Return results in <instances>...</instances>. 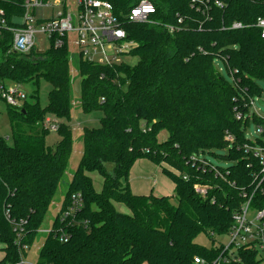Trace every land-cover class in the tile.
Returning a JSON list of instances; mask_svg holds the SVG:
<instances>
[{"label":"trees","instance_id":"obj_1","mask_svg":"<svg viewBox=\"0 0 264 264\" xmlns=\"http://www.w3.org/2000/svg\"><path fill=\"white\" fill-rule=\"evenodd\" d=\"M23 1H0L9 25L12 16L22 14ZM103 1L118 14L139 0ZM153 1L157 9L153 18L174 31L125 23L127 38L138 43L131 53L135 64L101 66L80 56L76 62L80 109L102 116L99 127L83 129L82 155L60 206L64 210L72 194L82 197L75 222L61 225L68 241L61 242L53 233L60 226L57 213L35 264H193L194 257L212 261L222 246L210 233L229 232L232 216L244 202L241 190L253 189L257 164L237 149L246 142L247 122L237 120L235 112H247L248 97L260 93L264 38L252 27H229L264 18V0H224L223 9L211 8L209 20L192 9L189 0ZM11 38L9 32L0 37V78L34 85L44 80L51 88L45 106L36 101L24 102L19 109L7 107L11 142L0 136V264L18 262L25 254L19 246L35 242L72 151L68 47L51 44L44 52L21 55L10 52ZM217 58L233 72V83L216 69ZM47 116L59 121L60 139L53 146L45 143ZM161 132L165 139L159 138ZM226 134L232 136L231 143ZM224 149L225 155L216 154ZM206 153L225 165L210 163L217 172L192 166L191 157ZM140 160L161 167L173 184L177 204L166 196L131 192L129 171ZM92 173L102 178L99 192ZM196 183L207 187L205 197L194 192ZM115 204L129 213L117 211ZM251 206L264 209V196L255 195ZM6 209L11 219L23 222L18 241L4 216ZM200 234L210 238L211 246L195 242ZM237 257L240 262L230 264L262 261L245 248Z\"/></svg>","mask_w":264,"mask_h":264},{"label":"built area","instance_id":"obj_2","mask_svg":"<svg viewBox=\"0 0 264 264\" xmlns=\"http://www.w3.org/2000/svg\"><path fill=\"white\" fill-rule=\"evenodd\" d=\"M1 1V0H0ZM190 7L196 12L209 20V11L211 8H224V0H189ZM22 14L12 16L11 25L8 24L5 10L0 7V37L4 32L11 34L10 52L16 54L28 55L35 50V36L45 35L54 47H61L64 44L68 47V34H75L73 43L79 49L80 57L88 62L97 63L101 66H114L123 63L119 61L121 56L130 55L138 47V43L127 38V33L124 29L125 23L146 24L150 26H160L166 28L170 33L174 28L169 25H161L154 19L153 16L157 13L155 2L153 0H139L130 10L125 13L116 14L113 6L103 0H76L75 13H71L65 6L64 0H24L22 3ZM48 8H56L50 13H47ZM41 10V17L36 16V11ZM21 19L20 23L17 20ZM181 19L178 20V23ZM244 27H252L258 30L261 38H264V18L258 17L252 24L242 25L239 22L231 24L229 29L236 30ZM202 28V22L198 23V29ZM225 29V28H224ZM201 51V50H200ZM223 59L215 60L217 63ZM227 68V66L225 65ZM228 69V68H227ZM218 70V69H217ZM220 72V69L218 70ZM229 75L233 74L228 69ZM0 98L6 102L9 107L19 109L18 100L24 99L18 89H13L10 82H6L0 78ZM252 104L251 98L248 97L243 110L235 112V118L243 124L251 119H257L256 132L260 134V138L252 141L245 136L246 142L237 149L243 150L244 154L255 161L257 164V172L253 174V189L241 190L244 202L240 209L232 216L233 225L229 232L223 236L226 237L224 242H217L222 246L220 255L212 260L206 261L202 258L194 257L193 264H230L240 262L237 257L239 249H248L254 251L257 256H264V209H257L251 206L252 199L255 195L264 196V119L255 115L251 116L248 112L249 106ZM44 127L51 131H56L58 122L54 119L46 117L44 119ZM246 124V125H247ZM246 128V126L244 127ZM226 140L232 142L233 138L226 134ZM192 166L204 167L209 166L214 169L204 158L203 154L190 158ZM217 172V170H215ZM194 192L202 197L206 196L207 187L201 184L193 185ZM83 201L80 194H72L68 204L64 210L59 208V228L54 230V235L58 236L61 242L68 241V235L65 233L61 225L71 226L75 222L78 212L82 209ZM249 212L253 217H249ZM250 213V214H251ZM4 216L8 223L13 227L16 233L17 241L20 240L21 224L23 222H15L10 218L9 209L4 210ZM50 231H47L49 233ZM212 238H215L213 233H210ZM215 240V239H214ZM19 245V243H18ZM26 245H20L19 249L24 252ZM18 262H7L2 264H22V258Z\"/></svg>","mask_w":264,"mask_h":264},{"label":"rangeland","instance_id":"obj_3","mask_svg":"<svg viewBox=\"0 0 264 264\" xmlns=\"http://www.w3.org/2000/svg\"><path fill=\"white\" fill-rule=\"evenodd\" d=\"M66 8L71 12L75 13V1L76 0H64ZM47 13L56 10V8H48ZM41 10L36 11V16L41 17ZM21 19L17 20V23H20ZM69 44H68V52H69V66H70V77L72 81L71 87V100L72 107L70 111V121L68 122L69 127L72 131V151L70 154V158L68 160L67 168L63 178L61 179L56 194L48 208L46 216L44 218L43 224L39 230V233L36 237L35 242L25 249L24 257L22 258V264H35L38 256L39 249L41 247L42 242L47 236V231H49L52 227V223L59 211V208L62 204V201L65 197L68 183L77 168L78 162L82 155V132L84 128H96L99 127V120L102 114L99 111H92L89 113H85L80 109L79 99H80V78L78 76L76 70V62L79 58V49L73 43L75 40V34L69 33ZM50 47V43L45 35L37 34L35 36V51L44 52ZM119 61L127 63V64H135L136 58L125 55L119 58ZM217 69H220V75L229 83H233L232 77L229 75L228 70L222 62L217 63ZM258 87L260 89V93L258 95H254L251 97L252 104L248 108V112L251 116L255 115L264 119V105H261L258 101L261 100L264 102V82L259 81ZM10 86L13 89H18L23 95H25L24 99L18 100L19 105H23L24 102L28 103H38L41 106H45L47 103V93L50 90L51 86L46 83L44 80H40L38 85H34L32 83H24L17 84L10 82ZM7 107H9L4 100L0 98V136L4 137L8 143L11 141V131L9 127L8 117H7ZM50 119H54L59 121L53 117L47 116ZM257 122L253 119L249 121L244 128V133L246 138L256 141L260 138V134L256 132ZM160 139L166 138V133L161 132L159 135ZM59 135L57 131L47 130V134L45 135V143L48 146H53L59 141ZM220 155L226 154V149L221 152H216ZM218 155V154H217ZM204 158L206 161L213 165H225L221 158L216 157L213 154H204ZM165 165L162 167L164 168ZM90 178L93 184L94 189L99 192L102 187V178L98 173L90 174ZM127 183L129 188L133 194L136 195H154L156 197L166 196L169 198L172 204H177V200L175 198L173 192V186L169 178L163 174L161 167L154 165L152 162L147 160H140V162L135 163L129 171ZM116 210L121 213H129V211L121 204H115ZM249 212V217L252 218L253 214ZM215 241L224 242L226 240L225 236H215ZM214 241V242H215ZM195 242L198 245L209 247L211 246L212 241L206 234H200ZM2 245L0 244V261L3 258ZM261 258L258 256V259ZM264 258V256H262ZM261 264H264V260L261 261Z\"/></svg>","mask_w":264,"mask_h":264},{"label":"water","instance_id":"obj_4","mask_svg":"<svg viewBox=\"0 0 264 264\" xmlns=\"http://www.w3.org/2000/svg\"><path fill=\"white\" fill-rule=\"evenodd\" d=\"M261 105H264V102H262L261 100L258 101Z\"/></svg>","mask_w":264,"mask_h":264},{"label":"crops","instance_id":"obj_5","mask_svg":"<svg viewBox=\"0 0 264 264\" xmlns=\"http://www.w3.org/2000/svg\"><path fill=\"white\" fill-rule=\"evenodd\" d=\"M137 162H140V161H137ZM137 162H136V163H137ZM171 183H172V182H171ZM172 186H173V184H172ZM135 195H136V194H135Z\"/></svg>","mask_w":264,"mask_h":264}]
</instances>
